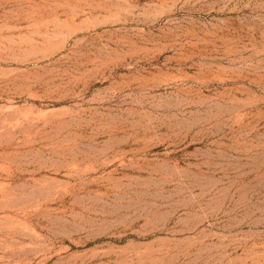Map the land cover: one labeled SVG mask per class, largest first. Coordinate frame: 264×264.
I'll return each instance as SVG.
<instances>
[{
    "label": "rangeland",
    "instance_id": "obj_1",
    "mask_svg": "<svg viewBox=\"0 0 264 264\" xmlns=\"http://www.w3.org/2000/svg\"><path fill=\"white\" fill-rule=\"evenodd\" d=\"M0 264H264V0H0Z\"/></svg>",
    "mask_w": 264,
    "mask_h": 264
}]
</instances>
